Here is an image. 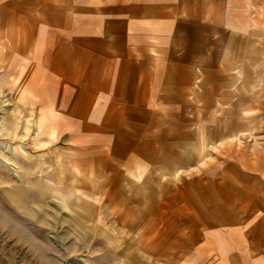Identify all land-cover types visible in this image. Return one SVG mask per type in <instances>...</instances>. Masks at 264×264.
I'll list each match as a JSON object with an SVG mask.
<instances>
[{
  "label": "crops",
  "instance_id": "crops-1",
  "mask_svg": "<svg viewBox=\"0 0 264 264\" xmlns=\"http://www.w3.org/2000/svg\"><path fill=\"white\" fill-rule=\"evenodd\" d=\"M4 99L107 199L0 264H264V0H0Z\"/></svg>",
  "mask_w": 264,
  "mask_h": 264
},
{
  "label": "rangeland",
  "instance_id": "rangeland-1",
  "mask_svg": "<svg viewBox=\"0 0 264 264\" xmlns=\"http://www.w3.org/2000/svg\"><path fill=\"white\" fill-rule=\"evenodd\" d=\"M34 127L28 113L23 115V110H15L11 102L0 100V252L14 260L29 258L31 262L39 248L45 251L47 261L80 257L85 254L79 251L82 246L64 237L68 232L65 222L74 216L72 210L79 212L92 200L96 206L105 202L107 198L100 195L102 181L93 180L95 191L91 196L87 192L86 165L71 162L52 142L44 141L43 134L35 133ZM125 184L130 190L136 184L141 188L142 204H150L146 195L149 190L145 189L149 182L140 179ZM89 186L92 189V180ZM22 223L30 226L24 231L35 239L34 245L21 244L9 236L7 228L16 226L23 231Z\"/></svg>",
  "mask_w": 264,
  "mask_h": 264
}]
</instances>
